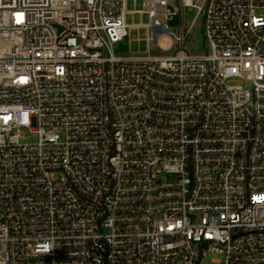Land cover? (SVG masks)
I'll list each match as a JSON object with an SVG mask.
<instances>
[{
    "label": "built area",
    "instance_id": "obj_1",
    "mask_svg": "<svg viewBox=\"0 0 264 264\" xmlns=\"http://www.w3.org/2000/svg\"><path fill=\"white\" fill-rule=\"evenodd\" d=\"M151 1L153 45L203 16L209 53L116 56L127 0H0V264H264V0Z\"/></svg>",
    "mask_w": 264,
    "mask_h": 264
},
{
    "label": "rangeland",
    "instance_id": "obj_2",
    "mask_svg": "<svg viewBox=\"0 0 264 264\" xmlns=\"http://www.w3.org/2000/svg\"><path fill=\"white\" fill-rule=\"evenodd\" d=\"M151 0H127L125 5V23L129 27L130 37L128 40L114 46V54L118 57L144 58V57H167L180 54V50L186 55H204L209 53V45L204 39L202 29V17L196 21L183 48L179 49L176 43V36L179 35L180 17L173 15L171 19H165L164 15H158L157 19L163 25L170 28V33L159 34L157 45L152 42V20L149 17ZM171 12L176 11L173 6H168ZM196 15V10L188 9L186 13L187 27L191 24ZM21 139L22 143H34L37 141V134L31 130H25ZM210 256L205 264H212Z\"/></svg>",
    "mask_w": 264,
    "mask_h": 264
}]
</instances>
